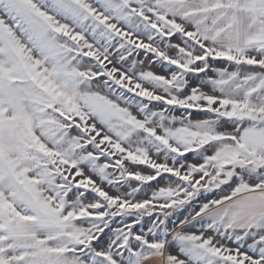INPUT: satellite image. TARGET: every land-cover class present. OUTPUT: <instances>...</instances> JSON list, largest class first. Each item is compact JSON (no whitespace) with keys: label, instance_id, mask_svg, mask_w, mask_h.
Masks as SVG:
<instances>
[{"label":"snow or ice","instance_id":"snow-or-ice-1","mask_svg":"<svg viewBox=\"0 0 264 264\" xmlns=\"http://www.w3.org/2000/svg\"><path fill=\"white\" fill-rule=\"evenodd\" d=\"M0 264H264V0H0Z\"/></svg>","mask_w":264,"mask_h":264}]
</instances>
